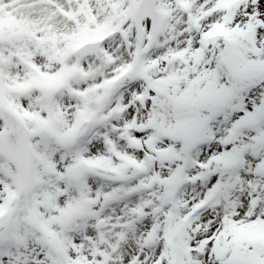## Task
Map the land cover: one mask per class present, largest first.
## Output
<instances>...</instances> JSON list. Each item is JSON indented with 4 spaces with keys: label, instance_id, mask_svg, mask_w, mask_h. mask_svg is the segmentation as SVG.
Returning <instances> with one entry per match:
<instances>
[{
    "label": "snow or ice",
    "instance_id": "1",
    "mask_svg": "<svg viewBox=\"0 0 264 264\" xmlns=\"http://www.w3.org/2000/svg\"><path fill=\"white\" fill-rule=\"evenodd\" d=\"M0 264H264V0H0Z\"/></svg>",
    "mask_w": 264,
    "mask_h": 264
}]
</instances>
